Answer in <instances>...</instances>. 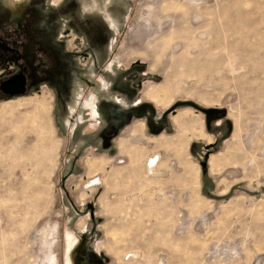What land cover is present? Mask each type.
Segmentation results:
<instances>
[{"label":"rangeland","instance_id":"1","mask_svg":"<svg viewBox=\"0 0 264 264\" xmlns=\"http://www.w3.org/2000/svg\"><path fill=\"white\" fill-rule=\"evenodd\" d=\"M33 4L10 26L0 0V81L39 76L37 97L0 94V264H67L68 233L76 264H264V0ZM93 101L118 105V140L94 143ZM39 141L57 150L51 177Z\"/></svg>","mask_w":264,"mask_h":264},{"label":"flooded vegetation","instance_id":"2","mask_svg":"<svg viewBox=\"0 0 264 264\" xmlns=\"http://www.w3.org/2000/svg\"><path fill=\"white\" fill-rule=\"evenodd\" d=\"M31 2L29 3V5L26 7V9H24L23 11H21V12H19L18 14H16V15H14L13 14V12L11 11V9H10V7L8 6V5H6L7 3H6V1L5 0H2V4H3V9L5 10V12H6V14H7V16H9V20H10V26H12L14 23H16L17 21H18V25H19V23L21 22V21H23L22 19H24V18H26L27 17V12L30 10V9H32L33 7H34V4H33V2L35 1V0H30ZM59 3V2H58ZM30 11H32V10H30ZM39 11H42L41 9L39 10ZM21 13V14H20ZM44 24V25H43ZM17 25V24H16ZM17 25V27H20V26H18ZM40 25H42V27L43 28H48V22L46 21L45 22V20L40 24ZM41 26H39V28H42ZM37 33H36V30H35V32H31L30 33V37H29V43L28 44H26V52L27 53H33V52H35V50H37L36 48H37V46H38V44H37V42H38V40H37ZM40 46H43V45H40ZM39 49V48H38ZM23 52H24V50H23ZM110 69H111V66L109 67ZM36 69V68H35ZM93 69V68H92ZM108 70V72H111L112 71V69L111 70ZM35 71V70H34ZM47 77H46V82H48V83H50V85L51 86H53V84L55 83V76H54V74H52V76H50L51 74H50V72L49 73H47ZM37 76V75H36ZM34 76V74L33 73H29V71L26 69V67H24V68H22L19 72H17L15 75H13L12 77H9V78H6V79H3V80H1L0 81V94L1 95H3V96H7V97H9V98H16V97H24V98H19V99H29V98H32V97H37V96H30L29 94H30V91L33 89L32 87L34 86V84L36 83V79H37V77H38V81H39V76ZM59 77L60 76H58V79H59ZM15 78H19L21 81H23L24 82V85H23V88H24V90H25V94L24 95H14V96H12L11 95V91L12 90H20V88H17V87H15V89L13 88V89H7L6 87H4V84H6V83H8L9 81H11V80H13V79H15ZM59 83L57 84V90H58V87L60 88V86H62V88H61V90H63L64 92H66L67 90H68V85L67 84H63V85H59ZM78 88H80V89H78ZM84 88L83 87H80V84H78L77 86H75V88H74V91H73V94H72V96H73V103L72 104H70L69 105V111H70V113H74L73 111H75L76 110V108L78 107V105H79V103H80V100L83 98V94H84V90H83ZM48 94V93H47ZM29 95V96H28ZM44 96H45V94H44ZM47 97H52V95L49 93L48 95H46ZM43 97V96H42ZM13 100H8V101H3V102H12ZM52 101H53V97H52ZM94 104L97 106V108H98V105L93 101V104L91 105V108H92V112H93V106H94ZM90 105V104H89ZM93 119H94V121H96L95 123H97L98 124V121L96 120V119H100V120H102L103 122H106L107 121V118H106V120H103L102 118H99V117H97V116H94V113H93ZM109 130H110V132L108 133V132H106V135L108 136V138H110L109 137V135L108 134H110V136H111V133L112 134H114L113 132H114V130H113V128L112 127H110L109 128ZM84 244H85V242H84ZM90 246V244L89 243H87V246ZM82 246V245H81ZM82 247H84V246H82ZM86 248V247H85ZM98 251V250H97ZM100 251V250H99ZM78 254V253H77ZM80 255V259H82L81 261H80V264H89V262L86 260V258H87V256L86 255H84V253H82V254H79ZM74 257V264H76V255L74 254L73 255ZM78 256V255H77Z\"/></svg>","mask_w":264,"mask_h":264},{"label":"bare ground","instance_id":"3","mask_svg":"<svg viewBox=\"0 0 264 264\" xmlns=\"http://www.w3.org/2000/svg\"><path fill=\"white\" fill-rule=\"evenodd\" d=\"M6 1V5H8L11 9V11L13 12L14 15L18 14L19 12L23 11L24 9H26V7L29 5V3L31 2L30 0H5ZM21 14V13H20ZM157 93V92H156ZM155 93V94H156ZM158 94V93H157ZM150 97V96H149ZM152 97V96H151ZM156 97V99L158 98V96H154ZM42 103H45L44 100L41 101ZM47 102V101H46ZM40 103L39 105L41 106ZM38 105V106H39ZM45 105V104H44ZM39 106V107H40ZM43 106V105H42ZM37 108V109H41L42 111L38 110L36 111V113H34L31 117H30V123H32L31 119L33 120V122L35 121H39L40 120L42 121L43 119H48V109L46 107H44L45 109L42 108ZM48 107V105H47ZM93 113L101 118L102 117V112H100L97 108V106H93ZM48 114V115H47ZM47 117V118H46ZM50 118V117H49ZM37 121V122H38ZM50 121V120H49ZM179 121V119H178ZM36 122V123H37ZM182 123V121H180ZM47 129V128H46ZM42 135V133H41ZM42 138V137H41ZM45 140V139H44ZM46 142H41L39 141V144L36 145L35 147V153H34V157H33V160L35 161V172H37L36 175L42 177V176H49L51 177L53 172H54V168H55V165H54V157H55V152L57 151L56 148L54 147H47L46 146ZM57 146V145H55ZM158 161V160H157ZM151 162L150 165H148V167L151 169L153 168V166H155V160H151L149 161ZM148 162V163H149ZM34 164V165H35ZM41 166H45L46 169H43L41 170ZM150 171V170H148ZM154 171V170H152ZM38 180V179H37ZM92 182V181H91ZM90 182V184H91ZM95 185V183L91 184V186ZM67 243H68V246H69V254H68V257H67V264H74V259H73V253H72V249L74 248V246L77 244V239L75 238V236L73 234H70L68 233V237H67ZM51 264H56L55 260L53 259L52 260V263Z\"/></svg>","mask_w":264,"mask_h":264},{"label":"crops","instance_id":"4","mask_svg":"<svg viewBox=\"0 0 264 264\" xmlns=\"http://www.w3.org/2000/svg\"><path fill=\"white\" fill-rule=\"evenodd\" d=\"M111 103L112 104L109 107L104 104L102 106H98V109L107 118V121L104 122V123H108V119L110 120V127L113 128L114 135L111 133V136L108 139V136L106 135V131L105 130H102L103 129V126H104V124L102 123L103 121L102 122L100 121L101 123L98 121L99 123H98L97 126L98 127H102V128H100V130L95 134V140H93L94 143L96 145H98V146H101L104 143H109V140H111L112 142H114V141L118 140V138H119V133H118L119 125H120L118 123V121H119V119H118L119 118V107H118L117 104H113V102H111ZM115 103H117V102H115ZM96 120H98V119H96ZM155 125H159V123L158 124L155 123ZM147 127H148V122H147ZM79 129H80V127H79ZM204 148H205L204 150L202 149V156H204V158H202L203 161L200 164H203L205 162V159H208L210 157V155H211V149H214L215 148V144H208L207 143ZM80 241H82L83 243L85 242V244H83L84 248L87 246V243H89L90 245H92V243H93V240L91 238V234L90 235H87L86 233L83 234V236L80 238ZM94 244H96V243H94ZM98 245H99V242H98ZM53 259L56 262V258L54 257Z\"/></svg>","mask_w":264,"mask_h":264},{"label":"water","instance_id":"5","mask_svg":"<svg viewBox=\"0 0 264 264\" xmlns=\"http://www.w3.org/2000/svg\"><path fill=\"white\" fill-rule=\"evenodd\" d=\"M23 85H24V82L21 81L19 78H15L11 81H9L8 83L4 84V87H6L7 89H15V87L17 88H20V90H12L11 91V95L14 96V95H24L25 94V90L23 88ZM185 105L184 103H177V104H174L171 108H169L168 110H166L164 112V114L162 115V122L166 124L165 121H167L168 117L174 113L179 107ZM188 105H191L193 107H197L195 104L193 103H188ZM154 117V116H153ZM155 119V118H154ZM153 119V121H154ZM165 124H162V126H160L158 129L161 130L163 129L164 125ZM148 125L152 128V129H157V128H154L156 125L155 123L152 124V121H148Z\"/></svg>","mask_w":264,"mask_h":264}]
</instances>
